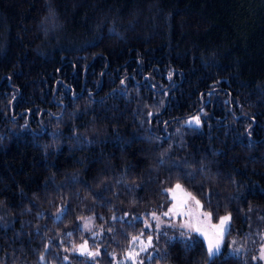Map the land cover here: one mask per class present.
<instances>
[{
	"label": "trees",
	"instance_id": "16d2710c",
	"mask_svg": "<svg viewBox=\"0 0 264 264\" xmlns=\"http://www.w3.org/2000/svg\"><path fill=\"white\" fill-rule=\"evenodd\" d=\"M175 185L223 251L165 231L142 264H258L264 0H0V264H114Z\"/></svg>",
	"mask_w": 264,
	"mask_h": 264
},
{
	"label": "rangeland",
	"instance_id": "374dc122",
	"mask_svg": "<svg viewBox=\"0 0 264 264\" xmlns=\"http://www.w3.org/2000/svg\"><path fill=\"white\" fill-rule=\"evenodd\" d=\"M215 99H219L218 93H216ZM208 115V112H201L196 116L183 120L179 125L183 128H201L202 123L208 120ZM197 120H199L198 124L196 123ZM176 186L177 185L165 191L169 201L168 207L159 214H152L149 217V220L144 222L145 230L149 233L148 237L151 236L152 238V246L149 247L147 251L140 252V245H134L132 240L127 252L120 259H114V264H134V261L136 262V264H139V262H141V257L145 254L150 253L151 248L154 244L155 236L165 231H172L181 238H187L192 235L195 236L203 243L208 259H211L222 253L225 246V237L229 231V221L226 223L223 232H219L218 229L220 220L216 224L212 223L210 217L203 210L201 204H197V200L194 199L183 187L179 185L180 187L177 188ZM165 213H167V215H165ZM153 215H155L159 219L154 220L152 218ZM93 221V217H85L79 222V228L86 233H90L91 237H95L96 235L93 231ZM157 225H159V227H157ZM196 229H199V231H197ZM148 237L138 238L146 242ZM209 240L219 242V252L211 257H209L208 255ZM226 243L228 244V254L234 255L241 252L242 249L240 248L234 237L228 238ZM82 245H86V249L82 250ZM261 249L256 258V262L258 264H264V259H260ZM88 252L98 253V250L90 249L88 244L85 242L71 250V254L81 257H87L89 259H93L98 255L96 254L90 256L88 255ZM137 252H139V255H136Z\"/></svg>",
	"mask_w": 264,
	"mask_h": 264
},
{
	"label": "snow or ice",
	"instance_id": "6c2138e0",
	"mask_svg": "<svg viewBox=\"0 0 264 264\" xmlns=\"http://www.w3.org/2000/svg\"><path fill=\"white\" fill-rule=\"evenodd\" d=\"M196 123L198 124V123H199V120H197ZM176 187L179 188L180 186L177 185ZM198 203H199V202L197 201V204H198ZM170 211H171V210H170ZM165 215H167V213H165ZM152 218H153L154 220H158V219H159V218L156 217L155 215H153ZM229 220H230V217H227V216H226V217H222V218L220 219V225H219V229H218L219 232H223L224 227H225L226 223H227ZM149 226H150V225H149ZM157 227H159V225H157ZM196 230L199 231V229H196ZM141 236H143V233H141ZM133 244H134V245H135V244H139V245H140V249H139V251H140V252H145V251H147V249H148L149 247L152 246V238H151V236H149V237L147 238V241L145 242L144 240H142V239H140V238H138V237H134V238H133ZM81 248H82V250H83V249H86V245H82ZM218 252H219V242H218V241H215V242H214V241H212V240H209V245H208V255H209V257L216 255ZM82 254H83V251H82ZM96 254H98V253L88 252V255H90V256H92V255H96ZM136 255H139V252H137ZM260 259H264V249H261V257H260ZM134 264H136L135 261H134ZM139 264H142V262H139Z\"/></svg>",
	"mask_w": 264,
	"mask_h": 264
}]
</instances>
